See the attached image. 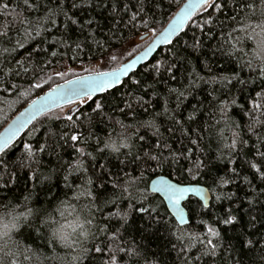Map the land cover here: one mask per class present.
<instances>
[{"label":"trees","instance_id":"1","mask_svg":"<svg viewBox=\"0 0 264 264\" xmlns=\"http://www.w3.org/2000/svg\"><path fill=\"white\" fill-rule=\"evenodd\" d=\"M184 1L144 0V11L133 21L141 0H38L35 11L25 10L23 0H11L10 10L0 13V31L8 32L0 39V52L15 48L0 55V111L7 112L0 130L35 97L74 77L56 76L62 66L118 67L142 50ZM214 2L224 7H202L170 45L121 85L43 115L0 154L5 162L0 216L15 215L18 225L0 230V264H67L72 258L74 264H109L113 256L115 264H264V181L250 167L264 165L256 155L257 148L264 152L257 139L264 138V126L255 123L264 121V108L254 107L264 105V78L255 62L251 68L246 63L250 53H261L260 42L259 34L252 42L237 31L264 21V0ZM17 15L54 23L42 24L48 30L40 35L31 29L26 34L16 31L19 20L13 24L12 18ZM209 16L212 22L203 28L193 23ZM145 35L150 37L132 45ZM17 41L24 47H16ZM17 61L43 72L17 76ZM157 61L159 73L152 71ZM132 80L140 81L138 88ZM94 101L104 102L102 112L93 111ZM64 107H69L65 113ZM129 135L128 147L118 152L106 147L110 138L122 143ZM233 140L236 147H227ZM145 153L160 162L144 164ZM133 157H139L138 165L127 163ZM159 175L208 187L210 206L190 197L185 203L190 224L180 226L164 200L150 191ZM141 206L157 212L141 213ZM74 216L87 221L90 232L83 240V233L74 234L79 249L62 248L50 230L57 220L69 226ZM230 216L235 221L223 223ZM253 218L255 227L249 223Z\"/></svg>","mask_w":264,"mask_h":264},{"label":"snow or ice","instance_id":"2","mask_svg":"<svg viewBox=\"0 0 264 264\" xmlns=\"http://www.w3.org/2000/svg\"><path fill=\"white\" fill-rule=\"evenodd\" d=\"M11 3V0H8L7 3L0 4V13H2L4 10H10L9 5ZM144 0H141V3L138 7L137 13H134L133 16L131 17V20H136L141 12L144 11L143 7ZM197 4H199L200 7L205 8V11H207V7H214L218 11L221 10L224 5L223 4H217L214 2V0H197ZM197 4H190V5H185L184 8H182L177 14L175 19L172 21L171 24H169L168 28H166L158 37V40L160 41H165L168 43H171L169 37H171L174 33L177 32V29L181 28V26L184 24L185 19L188 18V12L192 8H195ZM39 6L38 0H36L35 3L32 2V0H23V8L25 10L31 9L35 11ZM157 8L160 7L159 4L155 5ZM207 6V7H205ZM16 7H20V5H16ZM127 7V6H126ZM245 8H250L252 7L251 5L244 4ZM262 16H264V12L261 13ZM19 20V25L20 28L16 29V31H20V29H23L26 34L29 33V29H31L32 32H34L36 35H40L41 31H47L48 29L46 27L42 28V24H46L47 22H52L54 21H49L48 18H38V19H29L28 17H24L23 19H20L19 16H14L12 18L13 24ZM141 22L147 26L148 21H145L141 18ZM212 22L211 17L209 16L208 20L203 21L202 23H197L196 21H193V23L196 25V27L203 28L204 24H210ZM75 23V21H73ZM91 23V22H88ZM244 31L245 32V38L249 41L253 42V38L257 37V34H259V42L261 46H264V21H261L257 24H245L242 29H238L237 31ZM211 31V29H209ZM8 36L7 31H0V39L5 38ZM9 42H11L9 38ZM199 46V41L196 42L194 47ZM16 47L23 48L24 45L17 41ZM151 48H149V51ZM11 51H15V48L13 49H8L4 48L2 52H0V55H3L4 53H8ZM231 54V53H230ZM143 55H147V52H145ZM251 59L246 61L248 67H252L253 62H255L257 68L259 69L260 77L264 78V55H261V53L257 51H253L250 53ZM113 60L116 59L115 56L112 57ZM137 59H140V57H137ZM136 63V60H132L130 63L124 64L118 69L112 70L110 72H96L93 74H90L87 77L77 79L74 81H66L63 89H60V86H57V89H50L49 92L44 95L38 97L36 100L32 101V104L30 105L29 109H27L24 113L21 114V117L18 118V120L10 126L8 129H6L4 133V138L3 140H0V153H4L6 149L10 146L13 137L16 136V134L20 131L21 128L24 127L25 123L27 122L28 119H30L32 116L35 114L39 113L41 110L44 108H47L50 104H56L58 100H65V101H71V97H85L88 100H93V97L97 93H103L106 92L108 89H111L114 87L116 84H121V76H128V69L132 67L133 64ZM17 70H16V75H27L30 71L31 72H43L42 67H32V66H24V61H17ZM160 65L161 62L157 61L156 64L152 66V71L159 73L160 71ZM170 71V69H169ZM63 73L57 71L55 73L56 76H61ZM35 78V77H33ZM242 83V81H241ZM140 81L132 80V86L134 87H139ZM15 87V86H14ZM35 87L39 88L40 85L36 84ZM5 91L7 89H4ZM260 95V94H258ZM95 107L93 111H103L104 108V102L103 101H94ZM255 108H264V105H259L256 104L254 105ZM71 111V110H70ZM261 115H264V112H261ZM68 120H72L73 117L71 115L67 116ZM253 119L255 120V113H253ZM178 123V121H177ZM255 123H260L262 126H264V121L260 120H255ZM253 128L250 127L249 131H252ZM72 140H76L77 136L73 135L71 137ZM143 139V137H141ZM258 141L264 143V138L262 137H257ZM110 143L106 145V147L112 148L113 151L118 152L120 150V146L116 144L115 141H112L110 138ZM195 143V141H193ZM239 143H247V141L240 140ZM237 144L236 140H233L231 145H228L227 147L229 148H235ZM25 150L28 152L29 158L32 155L30 145L25 144L24 145ZM123 147H128V144H123ZM256 155L258 157L264 158V152H260L259 149L257 148L256 150ZM159 161L158 156H153L149 153H145L144 158H143V163L148 164L151 161ZM140 162L139 157H133L132 159L128 160L127 163L133 164V165H138ZM5 162L0 159V165L4 164ZM251 169L255 170V173L259 174L260 179L264 181V171H261V167H264V165H257L256 163H250ZM233 171H235L233 169ZM128 183H132L131 180L128 181ZM224 183H228L227 180L224 181ZM151 188L154 193H163V195L167 198L168 203L172 206L173 209H175V214L176 216L179 217L181 222H184V210L180 207V202L183 199L184 195L186 193H189L193 189L187 186H182L178 183H173L164 177H160L152 182ZM262 194H264V190H261ZM90 195V193H89ZM100 197V192L97 193V199ZM147 199V197H145ZM137 211L141 213H154L157 212V209L155 208H146V207H139ZM235 217L230 216L228 219L224 220L223 223L225 224H231L233 221H235ZM249 223L252 224L253 227H255V218L249 221ZM18 225L16 223L11 224V228H17ZM3 228H9L8 224H4ZM209 233L214 236L218 237L219 233L213 229L208 230ZM116 238V234H113V239ZM249 244H251V241H248ZM207 244L210 246V251L214 253L215 248L213 245L212 240H207ZM95 251L97 253L102 254V249L101 248H96ZM206 254V253H205ZM116 258L113 256L111 257V260L109 264H115Z\"/></svg>","mask_w":264,"mask_h":264},{"label":"water","instance_id":"3","mask_svg":"<svg viewBox=\"0 0 264 264\" xmlns=\"http://www.w3.org/2000/svg\"><path fill=\"white\" fill-rule=\"evenodd\" d=\"M211 1V0H210ZM190 4H197V0H185L182 5L178 8V10L175 12V14L171 17V19L168 21V23L163 27V29L157 33L151 40L150 42L142 49L140 50L138 53H136L135 55H133L130 59L126 60L125 62L121 63L118 67L110 69V70H105V71H95V72H90V73H85V74H81L75 77H72L66 81H74L77 79H81L84 77L89 76L90 74L96 73V72H110L112 70L118 69L121 66H123L124 64L130 63L132 60H136V63L132 65V67H130L128 69V76H121V84L123 83V81L125 79H127L128 77H130L136 70H138L140 67H142L144 64H146L148 61H150L155 55L156 53L164 48L165 46L170 45L174 39L179 36L188 26L189 22L192 20V18L197 14V12L202 8L199 6V4H197V6L195 8H192L191 10H189L188 12V18L185 19L184 24L181 26V28L177 29V32L174 33L171 37H169L171 43L165 42V41H160L158 40L159 35L166 29L168 28L169 24L172 23V21L175 19L176 14L185 7V5H190ZM148 35L142 36L141 38H147ZM149 48H151V50L149 51ZM145 52H147V55H143ZM137 57H140V59H137ZM63 81L61 83H58L56 85H54L53 87H51L50 89H57V86H60V89L62 90L65 82ZM121 84H116L114 85L113 88L121 85ZM111 88V89H113ZM45 91L44 93H42L41 95L35 97L32 101L36 100L38 97L40 96H44L46 95L49 90ZM108 89V90H111ZM107 90V91H108ZM104 93V92H103ZM103 93H97L94 95L93 98H95L96 96L103 94ZM87 98L81 96V97H71V101H65V100H58L56 104H50L47 108H44L43 110H41L39 113L35 114L34 116H32L30 119L27 120V122L25 123L24 127L20 129V131L16 134V136L13 137V140L10 144V146L16 142V140H18L24 133L25 131L36 121L38 120L40 117H42L43 115L51 112L52 110H55L57 108H60L62 106L74 103V102H78V101H82L85 100ZM32 101H30L27 105H25L21 110H19L8 122L7 124L0 130V140H3L4 138V133L6 131V129H8L10 126H12L17 120L18 118L21 117V114L24 113L27 109H29L30 105L32 104ZM9 146V147H10ZM8 147V148H9ZM1 154V153H0ZM160 177H164L165 179L173 182V183H178L177 181L169 178L168 176L165 175H159L157 177H155L154 179L151 180L150 184H149V188L150 191L152 193L153 190L151 188L152 182ZM182 186H187L190 187L191 189H193L192 191H190L189 193H186L183 197V199L180 202V207L184 210V222H181L179 217L176 216L175 214V209L172 208V206L168 203L167 198L163 195V193H154L159 195L165 202L169 212L172 214V216L176 219V221L178 222V224L180 226H185L190 224V216H189V211L185 206V203L190 199V197H195L198 198L205 207H209L211 204V200H212V194L209 190L208 187L201 185V184H196V183H190V184H182V183H178Z\"/></svg>","mask_w":264,"mask_h":264},{"label":"clouds","instance_id":"4","mask_svg":"<svg viewBox=\"0 0 264 264\" xmlns=\"http://www.w3.org/2000/svg\"><path fill=\"white\" fill-rule=\"evenodd\" d=\"M261 55H264V53H261ZM121 127H123V125H121ZM130 139V135L126 136L122 143L117 141L116 144L118 146H123V144H128ZM110 142L111 141H109V143ZM12 223H17V217L15 215L0 216V230L4 231L5 233L13 229L11 228ZM4 224H8L9 228H3ZM76 232L83 233V236L80 238L81 240L87 239V236L90 232V227L88 226L87 221L82 223V217L79 216L72 217L71 224L69 226H65L64 223L57 220L50 230V236L53 242L62 248H72L75 246L77 249H79L80 244L77 242L74 235ZM67 264H74L73 258L68 260Z\"/></svg>","mask_w":264,"mask_h":264},{"label":"rangeland","instance_id":"5","mask_svg":"<svg viewBox=\"0 0 264 264\" xmlns=\"http://www.w3.org/2000/svg\"><path fill=\"white\" fill-rule=\"evenodd\" d=\"M149 37L150 35H148L147 38H143V39L141 37H138L133 41L132 45L140 44L143 41L147 40ZM259 46H260V49H259L260 52L264 53V46H261L260 43H259ZM102 67H103V64L101 62L85 64V65H76V66L64 65L59 69V72H62L63 73L62 75L64 77H68V76L75 77L76 75H80L83 73L101 71L103 69ZM67 110H69V107H64L62 109V112L65 113ZM6 114H7L6 110L0 111V122L4 119Z\"/></svg>","mask_w":264,"mask_h":264}]
</instances>
